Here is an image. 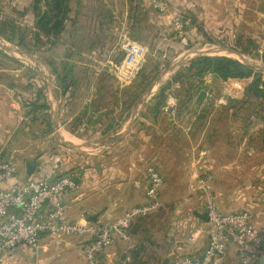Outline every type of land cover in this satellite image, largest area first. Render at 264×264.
I'll list each match as a JSON object with an SVG mask.
<instances>
[{
    "label": "crops",
    "instance_id": "1",
    "mask_svg": "<svg viewBox=\"0 0 264 264\" xmlns=\"http://www.w3.org/2000/svg\"><path fill=\"white\" fill-rule=\"evenodd\" d=\"M88 1L80 10L82 16L77 18L78 25L67 46V61L75 68L74 83L66 96H62L58 81L46 64L39 61V73L33 71L48 89L45 94L50 106V131L43 132V125L37 121V116L44 114L33 113L32 118L18 89L0 82V149H5V158L17 161L16 176L0 188L77 174V189L61 199L65 217L74 223L109 225L149 203L146 171L153 168L164 180L159 194L162 208L136 218L127 230L129 240L116 238L102 254V263L200 261L210 231L200 181L207 173L213 175L214 194L223 214L246 211L240 209L239 200L252 187L264 191V121L258 119L261 129L254 131L251 123L244 120V131L236 137L235 120L239 119L234 117L229 100L240 99L247 80L220 83L212 76L189 93L191 100L185 106L178 105L172 116L166 103L169 96H175L174 90L166 92L163 105L159 106L156 99L176 68L154 83L156 76L140 93L138 74L122 72L124 47L131 41L147 48L139 37L145 29L150 33L147 45H157L159 56L169 63L179 61L186 65L200 51L223 48L244 59L239 61L227 52L210 57L264 65V0H163L169 7L165 14L155 12L150 0ZM180 14L187 23L177 41L173 21ZM92 21L103 32L100 38L91 29ZM97 52L101 55L96 56ZM151 60L150 63L160 62L154 56ZM256 132L259 136L251 141L250 135ZM250 160L259 161L255 168L245 167V161ZM237 161H243L242 166ZM26 163L36 168L31 176ZM168 188L170 195L166 193ZM169 206L178 211L184 209V214L178 215L179 220L174 216L168 225ZM152 220L155 222L150 226ZM252 226L257 231L253 215ZM85 244L82 237L45 234L38 250L18 246L6 264H87ZM219 261L239 264L235 247L227 245Z\"/></svg>",
    "mask_w": 264,
    "mask_h": 264
},
{
    "label": "built area",
    "instance_id": "2",
    "mask_svg": "<svg viewBox=\"0 0 264 264\" xmlns=\"http://www.w3.org/2000/svg\"><path fill=\"white\" fill-rule=\"evenodd\" d=\"M150 6L159 14H165L169 10L163 0H150ZM173 29L179 37L183 35L185 23L181 14L174 19ZM124 50V67L128 66L127 72L128 68L133 69L139 65L148 54V48L131 41L127 42ZM177 109V98L169 96L166 110L175 116ZM16 173V159L5 158V149H0V185L11 181ZM146 175L149 180L146 191L149 203L131 210L109 225L74 223L65 217L61 199L65 193L77 189V174L69 173L55 181L37 179L26 184L12 185L8 189L0 188V264H6L7 259L12 257L10 253L18 246L38 250L40 238L45 234L82 237L86 241L84 257L87 264H103L101 256L114 244L116 238L129 240L127 230L136 218L162 208L159 194L164 180L153 168H148ZM213 180V175L207 173L199 187L205 196L210 226L208 246L203 259H178L174 264H220L219 259L229 244L235 247L239 264H261L264 259V238L254 230L252 215L247 211L223 214L216 201ZM190 242H195L194 237L190 238Z\"/></svg>",
    "mask_w": 264,
    "mask_h": 264
},
{
    "label": "trees",
    "instance_id": "3",
    "mask_svg": "<svg viewBox=\"0 0 264 264\" xmlns=\"http://www.w3.org/2000/svg\"><path fill=\"white\" fill-rule=\"evenodd\" d=\"M43 1L34 0L30 8H25L23 11L15 13L21 17L30 12L33 16L34 29L36 30L35 33H32V39L35 41L33 43H35V45L43 44V50L41 52H43L42 56L45 59L44 61L56 77L62 96H66L74 83L72 74L75 68L66 62L69 55L67 46L75 32L74 29H76L78 25L77 18L82 16L80 10L84 9L83 5L85 0ZM42 2L46 8L45 10L42 9ZM11 5L17 8L18 2L14 3L13 0H11ZM185 22L187 23V21H184V23ZM1 25H8L10 27V34H12L7 36L0 29V35L5 40L18 47L24 53L35 57V47L27 45L23 38V31L25 30H22L13 20L9 23H2L0 21V26ZM5 31H7V29H5ZM102 33L100 28H97L94 34L99 37ZM150 62H152L151 59ZM149 65L152 66L149 75H146L145 68H143L140 73L141 78L138 85L140 93H143L159 74L160 63L158 61L149 63ZM28 70L30 72L29 81L27 83L28 89H34L33 91H35L34 93L37 98H43L41 105H34V107H32V113L44 114L48 120L47 125L50 131L51 121L50 115H48L50 113V106L45 95L46 85L31 69ZM207 76H212L215 81H219L220 83H226L229 80H248L253 78L252 83L245 89L243 97L240 99H230L229 105L234 109L235 118H237L239 112L244 110L247 106L249 107V111L251 110L257 116L264 115V80L262 72L256 70L253 66L243 64L227 57H197L190 61L187 66H180L176 74L160 89L156 99L158 105L161 106L165 103L167 91L172 90L175 85H179V90H185V97L184 100H182L183 97L180 96V93H177L175 97L178 100V105L185 106L191 100L189 93L203 85ZM249 99L254 102H250ZM261 120L264 121V118H261ZM32 122H35V119H33Z\"/></svg>",
    "mask_w": 264,
    "mask_h": 264
},
{
    "label": "rangeland",
    "instance_id": "4",
    "mask_svg": "<svg viewBox=\"0 0 264 264\" xmlns=\"http://www.w3.org/2000/svg\"><path fill=\"white\" fill-rule=\"evenodd\" d=\"M33 1L34 0H13L14 3L18 2V6L16 8V7L12 6L13 4L11 5V0H0V16L2 17V18L0 17V21L2 23H9V22H11V20H13L14 23H16L17 25H19L22 28V30H25V31H23L24 32L23 38L26 41L25 43H27V45L34 46L35 50H36L35 58L37 60H39L42 64H46L45 61H44L45 59L42 56L43 52H41L43 50V44H36L35 45V43H33L35 41L32 39V33H35V31H36L34 29L33 16L30 14V12H29V14H27L25 16L22 15L21 17L17 13H15V12L23 11V9H25V8L26 9L30 8V5H32ZM85 3L88 4L89 1L86 0ZM14 8H16V9H14ZM42 9H44V10L46 9L44 7V3L42 5ZM93 17L94 16H92L91 19H93ZM83 22H85V21H83ZM92 23H93V21L91 23L89 22L90 25H92V26L94 25L95 26V28H94V26L91 27V29H93V33H95V31H96V29L98 27L96 25V21H95L94 24H92ZM144 25H146V24H144ZM87 26H88V29H89L90 28L89 25H87ZM0 29L7 36L12 35V34H10V27L8 25H1ZM5 29H7V31H5ZM173 34L178 37L177 41L180 40L179 39V35L176 32H174ZM148 35H150V33L148 32V30H145V29L139 33V37L142 40L141 44L146 45L147 48H148V52L149 53L147 54V56L144 59L145 61H147V64L145 62L143 63V61H144L143 60L142 62H140L139 65H137L133 69L128 68L131 73L133 72V74L134 73L138 74L136 76L138 77V82L139 83H140V78H141L140 77V73L142 72V69L145 68V73L147 71H151L152 70V66H150L149 63H150V59L153 58V56L158 58V60L160 61L159 62L160 63L159 74L163 70H165L168 67H170L171 64L174 63V62L173 63L172 62L169 63L167 59L164 60V59H162L161 56H159V50H156L157 49L156 48L157 45H153V46L147 45V43H148V39H147ZM96 38H100V36L99 37L96 36ZM0 47H5L6 49H9V50H12V51H21L18 47L14 46L12 43H10L7 40H5L1 35H0ZM104 54H107V53H103L102 55H104ZM100 55L101 54H99V52H97L96 56H100ZM7 57H10L11 59H7ZM20 58H21L20 55H17V54H14V53H11V55H10V53L5 52V51H3V53L2 52L0 53V82H3L6 87L9 86L10 88L18 89V91H19L18 95H20L21 101L26 102V104L28 103L27 107L30 109V112L32 113V111H33L32 107H34V105L35 106L36 105H41L42 101H43V98L42 97L41 98L40 97L37 98L36 94L33 91L34 89H32V90L28 89L27 83H28L29 77H30V72H29L28 69H31L32 71H36L37 73H39V67L35 63L31 62L29 59H27L25 57H24L26 59L25 61L19 60ZM67 59H66V62L69 63V61H67ZM238 60L241 61L239 58H238ZM112 61H113V59H112ZM145 64H146V67H143ZM249 64L253 65V66H260V67L264 68V65L261 64V63H255V64L249 63ZM71 65L74 66L73 64H71ZM120 66L123 68L122 72L127 74V67L128 66L124 67V61H123V63ZM181 66H187V64L186 65H181ZM179 68H180V66L176 67V69L174 70L175 73L173 75L176 74V72L178 71ZM258 71H260V70H258ZM260 72H262L263 80H264V71H260ZM252 81H253V78H250V79L247 80L246 88L252 83ZM139 83H138V85H139ZM177 86H178V88L177 89L173 88L172 90H174V91H172V92H174L175 96H177V93L178 94L180 93V96L183 97L182 100H184L185 90H179L180 86L179 85H177ZM45 93L46 94L48 93V89H46ZM244 93H245V91L242 93L241 97H243ZM249 101L250 102H254L251 99H249ZM259 111H261V110H259ZM33 116H34V114L32 113V118H33ZM37 117H38L37 121L41 125H43V127H44V128H42L43 132L47 131L48 130V125H47L48 120L45 118V116H41V117L37 116ZM237 118L239 120H237V119L235 120L236 121L235 122V135H236V137L241 135L240 133H243V131H244L243 130V126H245L244 120H247V121H249L251 123V125H250L251 126V130L258 131L259 129H261L257 125L258 124V119L261 121V118H264V115L257 116L251 110L249 111V107L247 106L244 110L239 112V116ZM32 123H34V122H32ZM262 129H264V127ZM225 131L226 130L224 128L223 131H222V135H224ZM237 131H239V132H237ZM256 133L257 134L253 133V134L250 135V137H251L250 140L251 141H253V137L259 136V133L258 132H256ZM241 162H243V161H237V163H238L237 165H241L242 166ZM258 162H259L258 160L245 161L244 165H245V167L247 165L248 168L252 169V168H255L257 166ZM233 170L234 169H232L231 171H233ZM166 193L168 195L171 194V191H169V188H168V191H166ZM216 194H218V193L216 192ZM194 195H195V197L198 198L197 191L194 192ZM204 200H205V198H204ZM239 203L241 205L240 209L246 210L251 215L254 216L256 227H257L256 228L257 232L259 234H261L262 237L264 238V191H258V190L255 191V190H253V187H252V189L249 192H247V196L245 198L243 197V199L239 200ZM204 206H205V204H204ZM167 210H168V213L166 214V216L170 217V218L166 219L167 220L166 223L168 225L171 224V222H173L172 218L174 216H177L178 220H179L180 216H178V215L183 216V214H184V212H183L184 209H179L180 211H178V208L173 209L172 206L167 207ZM159 213H161V212H159ZM164 215L165 214H163L160 218L162 219ZM154 222H155V220H152L150 222V226H152ZM153 230H154V228H153ZM145 260L149 261V263H150V260H148L147 258H145Z\"/></svg>",
    "mask_w": 264,
    "mask_h": 264
},
{
    "label": "water",
    "instance_id": "5",
    "mask_svg": "<svg viewBox=\"0 0 264 264\" xmlns=\"http://www.w3.org/2000/svg\"><path fill=\"white\" fill-rule=\"evenodd\" d=\"M1 50L5 51V52H8L10 53H14V54H17V55H20V56H23L27 59H29L31 62L35 63L38 67H41L42 64L39 62V60H37L35 57L33 56H30L26 53H24L23 51H12V50H9V49H6L5 47H0ZM221 52H227L229 54H232V55H235L236 57H238L240 60H243L244 58L242 57V55L238 54L237 52L233 51V50H228V49H223V48H212L211 50H204V51H200L199 53H197V55L193 58H197V57H204V56H209L211 54H215V53H221ZM192 59V60H193ZM191 60V61H192ZM243 64H246V63H243ZM181 65H185L180 63V62H177V63H173L171 64V66L167 69H165L164 71H162L158 77L155 79L154 83H157L158 81H160L161 79L165 78L173 69H175L176 67H179ZM249 65V64H247ZM250 66H253V65H250ZM256 70H260V71H264V68L263 67H260V66H253ZM26 169H27V174L29 176L33 175L36 171V168L34 167V165H32L31 163H26ZM264 247V245H263ZM262 264H264V259L261 261ZM164 264H168V260H166L164 262Z\"/></svg>",
    "mask_w": 264,
    "mask_h": 264
},
{
    "label": "bare ground",
    "instance_id": "6",
    "mask_svg": "<svg viewBox=\"0 0 264 264\" xmlns=\"http://www.w3.org/2000/svg\"><path fill=\"white\" fill-rule=\"evenodd\" d=\"M20 60L25 61L24 59H21V58H20Z\"/></svg>",
    "mask_w": 264,
    "mask_h": 264
}]
</instances>
